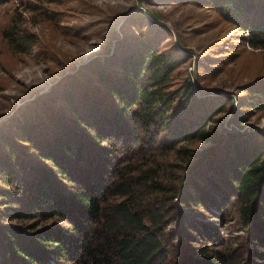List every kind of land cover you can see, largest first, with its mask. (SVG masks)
I'll return each mask as SVG.
<instances>
[{
	"label": "trees",
	"instance_id": "obj_1",
	"mask_svg": "<svg viewBox=\"0 0 264 264\" xmlns=\"http://www.w3.org/2000/svg\"><path fill=\"white\" fill-rule=\"evenodd\" d=\"M198 2L264 48V0ZM135 33L0 138V264H264V77L199 96L178 48ZM4 38L36 46L19 24ZM235 45L195 62L218 73Z\"/></svg>",
	"mask_w": 264,
	"mask_h": 264
},
{
	"label": "rangeland",
	"instance_id": "obj_2",
	"mask_svg": "<svg viewBox=\"0 0 264 264\" xmlns=\"http://www.w3.org/2000/svg\"><path fill=\"white\" fill-rule=\"evenodd\" d=\"M198 1L63 0L59 4L51 0H10L1 5L0 138L15 131L17 120L28 117L44 99L52 100L48 94L57 90L74 67L98 55L122 54L119 46L138 44L133 43L135 31H139L135 33L138 40L165 39L164 47L183 52L179 51L185 62L176 71L177 77L180 81L194 80L199 96H214L215 92L242 95L245 83L264 77V48L238 43L237 28ZM50 13L53 19L44 20ZM11 23L36 36L31 53L15 52L8 45L4 32ZM83 28L89 31L87 35L81 32ZM234 44L238 57L218 73L212 70L218 60L209 59L202 67L195 62L220 55ZM251 125L264 131V112L253 116Z\"/></svg>",
	"mask_w": 264,
	"mask_h": 264
}]
</instances>
